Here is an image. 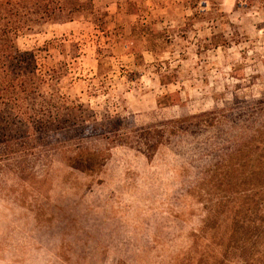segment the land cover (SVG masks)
Returning <instances> with one entry per match:
<instances>
[{"label":"rangeland","instance_id":"obj_1","mask_svg":"<svg viewBox=\"0 0 264 264\" xmlns=\"http://www.w3.org/2000/svg\"><path fill=\"white\" fill-rule=\"evenodd\" d=\"M94 1L112 21L107 30L79 18L17 38L41 67L60 71V92L98 117L132 116L137 126L238 107H250L257 123L264 0ZM139 14L161 34L122 38ZM154 41L161 43L155 53L143 46ZM195 146L161 145L151 160L115 146L94 172L57 154L14 190L7 181L0 264H264V172L243 184L232 175L230 189L216 187L190 153Z\"/></svg>","mask_w":264,"mask_h":264},{"label":"trees","instance_id":"obj_2","mask_svg":"<svg viewBox=\"0 0 264 264\" xmlns=\"http://www.w3.org/2000/svg\"><path fill=\"white\" fill-rule=\"evenodd\" d=\"M128 5L137 3L128 1ZM79 18L101 30H107L112 22L94 0L0 1V188L10 180L8 189L14 190L44 170L47 161L57 154H62L73 169L94 172L110 157L112 147L124 146L151 160L161 145L185 152L189 140L197 143L190 153L205 165L203 174L210 177V182H217L216 187L230 189L232 175L243 184L264 172L262 110L257 123L250 107H238L137 126L132 116L104 113L98 117L88 104L60 92L56 85L60 71L41 67L33 50L18 47L17 38L46 24ZM121 34L129 41L137 37L149 41V34L157 36L161 31L139 14L130 33ZM132 42L133 51L140 57V45ZM158 44L154 41L143 46L155 53ZM103 144L108 145L107 150L100 147ZM206 146L210 147L207 153Z\"/></svg>","mask_w":264,"mask_h":264}]
</instances>
